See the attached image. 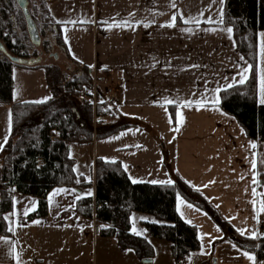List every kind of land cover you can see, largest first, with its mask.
Returning <instances> with one entry per match:
<instances>
[{
    "label": "crops",
    "instance_id": "obj_1",
    "mask_svg": "<svg viewBox=\"0 0 264 264\" xmlns=\"http://www.w3.org/2000/svg\"><path fill=\"white\" fill-rule=\"evenodd\" d=\"M43 3L45 12L59 25L66 50L61 53L66 62L70 60L87 68L92 74V84L116 92V114L106 118L108 128L124 127L105 138L70 144L76 177L85 180L87 174L80 166L87 165L92 179L80 190L72 187L52 190L46 196V217L28 220V215L36 210L37 199L12 189L13 214L25 216L23 224H35L42 230L38 237L34 236V243L31 234L27 237L30 236L31 245L45 246L48 253L32 249L20 253L17 259L15 253L2 249L4 241L0 237V264H142V261L175 264L169 244L148 236L143 222L157 219L146 214L132 213L131 217L134 215L140 221L132 232H138L150 243L151 259H140L133 249L121 246L115 238L102 236L95 221L100 260L97 246L93 255L88 239L92 224L77 211L76 197L94 196L98 160L119 163L131 182L135 179L139 183L170 185L167 181L173 183L180 177L227 223L228 230L223 231L198 207L180 196L176 198V213L196 229L199 242V252L191 255L187 264H252L244 255L246 251L227 238H249L252 232L264 234V142L249 139L237 121L212 102L213 97L220 99V92L230 88L229 85L239 84L241 70L248 69L247 77L250 73L249 62L237 51L233 31L228 34L221 30L230 26L218 23V12L222 8L224 13L225 0L223 3L175 0V7L172 0H44ZM174 15V26H167L173 24ZM185 19L200 23H185ZM261 34L264 33L257 35L259 104L260 79L264 76ZM12 79L15 103L45 102L51 98L42 69L16 66ZM168 100L193 103L177 107L167 104ZM177 112L182 118L176 116ZM9 113L8 107L0 106L3 146L11 132ZM176 128L179 131H174ZM180 200L184 203L180 204ZM187 204L193 207L188 208ZM240 229H247L244 236L240 235ZM7 237L15 241L14 233ZM105 245L111 248L109 255L104 252L109 250ZM162 246L167 251L159 258L158 248ZM248 253L257 264H264L254 253Z\"/></svg>",
    "mask_w": 264,
    "mask_h": 264
},
{
    "label": "trees",
    "instance_id": "obj_2",
    "mask_svg": "<svg viewBox=\"0 0 264 264\" xmlns=\"http://www.w3.org/2000/svg\"><path fill=\"white\" fill-rule=\"evenodd\" d=\"M1 2L0 42L10 57H48L54 50H65L59 25L46 12L38 17L29 8L41 37V54L37 48L23 43L17 31L11 29L16 12L22 16L20 10L12 0ZM224 24L232 28L237 51L249 62L250 73L244 84L220 92L218 106L237 121L249 139L264 142V105L257 100V35L264 32V0H225ZM67 63L64 69L53 65L25 67L44 71L51 98L42 103H15L12 70L18 65L0 53V106L8 107L11 113V132L0 152V237L9 235L5 216L13 210L12 189L37 199L36 210L28 215V220L46 217V196L52 190H80L89 184L74 173L70 144L105 138L124 127L108 128L102 121L94 123L95 118L114 116L116 107L99 95L94 107L79 102L83 87L92 85V74L75 62ZM94 175V196L80 197L76 201L77 211L103 226L102 236L115 238L121 246L133 249L140 259H151L153 249L145 238L131 232L132 213L157 219L143 222V226L148 236L169 244L175 264H187L191 255L199 252L196 229L176 213L178 196L209 215L223 231L228 230L227 223L204 197L180 177L170 185L132 183L119 163L101 160L96 162ZM227 239L254 253L259 261L264 258V238Z\"/></svg>",
    "mask_w": 264,
    "mask_h": 264
},
{
    "label": "rangeland",
    "instance_id": "obj_3",
    "mask_svg": "<svg viewBox=\"0 0 264 264\" xmlns=\"http://www.w3.org/2000/svg\"><path fill=\"white\" fill-rule=\"evenodd\" d=\"M1 1L2 0H0V7H2L1 5L3 4ZM12 1H14V0H12ZM43 1L44 0H28V8L30 10H32V12L35 15H37L38 17H40V15L42 16L43 13H45V11H44L45 10V5H44ZM17 8L18 7L16 6V9ZM11 24H12L11 29L17 31L16 34L22 40V42L27 44V45H31L30 42H29L28 36H27V32H26L25 22H24L23 16L19 15V13L16 12V18L14 17V19L12 20ZM260 33H264V32H260ZM261 35H264V34H261ZM260 46H261V52L263 54V59H264V36H261ZM33 48H35V47H33ZM37 49L39 50V54H41L40 47L37 48ZM54 54H57V56H58L57 59H54V57H53ZM42 62L43 63H48L49 65H57L58 67H60L62 69H64L63 66L65 64L67 65L66 59L64 58L63 53H61L60 50H54L52 55H50L48 57H43V61ZM105 84L106 85L107 84L110 85V83H107V82ZM96 87L98 89L100 97L105 99L106 102L109 103L111 106H116V104L118 103V100H116L115 103L108 102L109 97L106 94V91L109 90L110 88H104L103 85L102 86L99 85V86H96ZM110 117L111 116L104 118V121L102 122L103 126L109 127L108 124H106L107 123L106 120L109 119ZM80 169L83 170V171L85 170L84 173L87 174L86 177H85V181L87 183H90L91 179H92V177H91L92 175H91L90 169L87 167V165L86 166H83V165L80 166ZM134 215H141V214L135 213ZM134 215L130 218L131 232H132V230L134 231L135 226H139V223H140L139 220H136V218H135L136 216H134ZM24 219H25V216L13 214V210H12V214H8V215L5 216V224L7 225V230L9 232V235L10 234L12 235V233H14V238L13 239H15V241L12 240V239L9 240V238L7 237L8 235L1 236V237H3L2 238L3 240H1V241H4V242H1V243H4V244H1L2 249L5 250V251L8 250L10 252V254L15 253L16 258L19 256L20 253L25 254L26 252L32 251V249H34L36 251L43 250L45 255H46L48 253L47 252L48 249L45 246L44 247H42V246L39 247L38 245L33 246V245L30 244V242H31L30 241V236H33V242L32 243H34V241H35L34 240L35 239L34 236L38 237L40 235V231H42V230L40 228L36 227L35 224H31V225L23 224V221H25ZM87 219L92 224L91 229H90L91 232L89 233V236H88L89 242L92 245V253H93V255H95V246H97V253L96 254H97L98 260H100V257H99L100 250H99L98 241L95 244L96 233L94 232V229H95L94 228L95 225L93 224L94 220L93 219H89V218H87ZM49 233H52V229L51 228H49ZM29 234H31V235L29 237H27ZM5 243H7V244H5ZM163 243H166V242H163ZM104 247L109 249V250L107 249L108 251H104L105 254L109 255L112 252L110 250L111 248L109 247V245H105ZM158 250H159L158 251L159 255H157V256H159V258H160L161 255L164 257L165 251H167V250H165V248H163V246L158 248Z\"/></svg>",
    "mask_w": 264,
    "mask_h": 264
},
{
    "label": "snow or ice",
    "instance_id": "obj_4",
    "mask_svg": "<svg viewBox=\"0 0 264 264\" xmlns=\"http://www.w3.org/2000/svg\"><path fill=\"white\" fill-rule=\"evenodd\" d=\"M220 2L223 3V0H220ZM172 6L175 7V0H172ZM218 15L220 17L218 23L223 24L224 23V13H223V9L222 8L219 10ZM175 20H176V16L174 15L172 17L173 24H170V25H167V26H174ZM184 22L185 23H189V22L200 23V21H198V20L189 21L187 19H185ZM207 22L212 23L214 21H207ZM71 23H74V22H71ZM221 30L222 31H226L228 34H231L232 31H233L232 28H230V27L229 28H224V29H221ZM66 43H67V39H66ZM247 71H248V69L245 68V69H243V70H241L239 72V80L237 81V83H239V84H244L245 83L246 79L248 78L247 77ZM229 86L231 87V85H229ZM215 91L219 92L221 90L220 89H216ZM260 92H261L260 103H261V105H264V76H261V79H260ZM40 102H43V101H37L35 103H40ZM201 102H206V101H201ZM212 102L214 104H219L220 103V99L217 98V97H213ZM166 103L169 104V105H173L174 104L177 107H179L181 105V103H183V106L187 107V106H190L193 102L192 101L177 102L175 100H168V101H166ZM216 110L219 111V109H216ZM176 116L181 117V113L177 112ZM9 125H11V113H9ZM174 131H179V128L174 129ZM2 147H3V145H0V148H2ZM252 147L255 148L256 146L253 144ZM252 168H253V171H255V169H256L255 162L252 163ZM125 171H127L126 167H125ZM132 182L133 183H139L140 181L133 179ZM254 182H255V180H254ZM152 183H157V181H152ZM160 183H164V182H160ZM167 183L171 184L172 181H167ZM55 194L56 193H53V195H55ZM87 195H91V193H87ZM76 198L79 199V197H76ZM179 203L183 204L184 201L180 200ZM187 207L188 208H192L193 205L187 204ZM24 214L27 215V211H25ZM181 215H183V213H181ZM239 231H240V235L244 236L245 233L247 232V229H240ZM135 234L139 235L138 232L135 233ZM249 238H251V239L264 238V234H257L255 232H252V233H249ZM210 242H212V241H210ZM129 251H132V250H129ZM244 255L247 257V259L249 261H252V264H257L256 259H255V257L253 255H250L248 252H244Z\"/></svg>",
    "mask_w": 264,
    "mask_h": 264
},
{
    "label": "water",
    "instance_id": "obj_5",
    "mask_svg": "<svg viewBox=\"0 0 264 264\" xmlns=\"http://www.w3.org/2000/svg\"><path fill=\"white\" fill-rule=\"evenodd\" d=\"M14 2L24 18L25 28L30 44L35 48H39L41 44V37L39 35L35 23L33 22L30 16L27 0H14ZM0 53L8 57L12 63L22 67H35L41 65L43 61L42 56H38L37 58H28V59L10 57L7 54L5 47L1 44V42H0ZM53 57L54 59L58 58L57 55H53ZM150 263L151 261H142V264H150Z\"/></svg>",
    "mask_w": 264,
    "mask_h": 264
},
{
    "label": "built area",
    "instance_id": "obj_6",
    "mask_svg": "<svg viewBox=\"0 0 264 264\" xmlns=\"http://www.w3.org/2000/svg\"><path fill=\"white\" fill-rule=\"evenodd\" d=\"M106 94L108 95L109 99L108 102L110 103H115L116 102V94L113 90L109 89L106 91ZM99 92L97 87L95 86V84H92L91 86H85L82 89V92L80 93V95L78 96V101L85 103L88 102L90 104L93 105V107L96 104V100L98 98ZM104 118L100 117V118H95L94 119V123H98L100 121L103 122ZM53 139L55 140V137H53ZM97 231H101L104 229L103 226H97ZM262 261H264V258L262 259Z\"/></svg>",
    "mask_w": 264,
    "mask_h": 264
}]
</instances>
